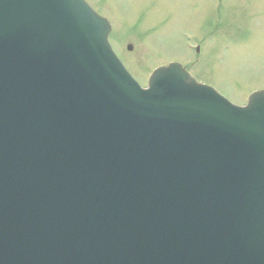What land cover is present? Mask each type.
I'll use <instances>...</instances> for the list:
<instances>
[{"label": "water", "instance_id": "1", "mask_svg": "<svg viewBox=\"0 0 264 264\" xmlns=\"http://www.w3.org/2000/svg\"><path fill=\"white\" fill-rule=\"evenodd\" d=\"M110 28L0 0V264H264V91L235 106L178 62L142 89Z\"/></svg>", "mask_w": 264, "mask_h": 264}, {"label": "rangeland", "instance_id": "2", "mask_svg": "<svg viewBox=\"0 0 264 264\" xmlns=\"http://www.w3.org/2000/svg\"><path fill=\"white\" fill-rule=\"evenodd\" d=\"M89 1L111 20L113 45L144 85L176 60L234 102L264 88V0Z\"/></svg>", "mask_w": 264, "mask_h": 264}]
</instances>
